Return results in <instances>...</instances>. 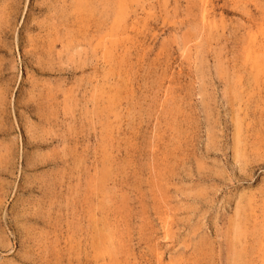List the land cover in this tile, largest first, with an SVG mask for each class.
<instances>
[{
	"label": "rangeland",
	"instance_id": "374dc122",
	"mask_svg": "<svg viewBox=\"0 0 264 264\" xmlns=\"http://www.w3.org/2000/svg\"><path fill=\"white\" fill-rule=\"evenodd\" d=\"M84 1L0 0V264H264V0Z\"/></svg>",
	"mask_w": 264,
	"mask_h": 264
},
{
	"label": "bare ground",
	"instance_id": "6f19581e",
	"mask_svg": "<svg viewBox=\"0 0 264 264\" xmlns=\"http://www.w3.org/2000/svg\"><path fill=\"white\" fill-rule=\"evenodd\" d=\"M84 1V0H83ZM85 2V1H84ZM84 5V4H83ZM81 6V5H80ZM107 175V174H106ZM242 209V208H241ZM243 215V214H242ZM243 219V218H242ZM242 221V220H241ZM243 223V222H242ZM244 224H246L245 222H244ZM239 225V224H238ZM241 227V226H240ZM244 227V226H243ZM239 231V230H238ZM242 231H243V229H242ZM240 232V231H239ZM241 233V232H240ZM238 235V234H237ZM243 248V247H242ZM243 256H244V253L242 252V251H239L238 253H237V258H236V263L235 264H244L243 263ZM234 263V262H233ZM247 264V263H246Z\"/></svg>",
	"mask_w": 264,
	"mask_h": 264
}]
</instances>
